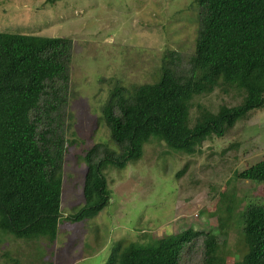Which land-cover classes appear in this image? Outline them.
I'll use <instances>...</instances> for the list:
<instances>
[{
    "label": "rangeland",
    "instance_id": "374dc122",
    "mask_svg": "<svg viewBox=\"0 0 264 264\" xmlns=\"http://www.w3.org/2000/svg\"><path fill=\"white\" fill-rule=\"evenodd\" d=\"M199 28L195 0H0V32L73 41L59 234L52 242L0 232V264H106L118 244H147L190 228L212 231L226 264L242 260L243 215L248 205L264 204V182L240 180L236 172L264 160V108L195 154L163 141L146 144L140 160L106 169L111 201L102 212L67 219L85 205L86 153L96 144L119 150L103 118L112 92L157 81L172 52L186 67ZM241 101L221 85L193 99L190 125ZM182 264H206L202 236L186 247Z\"/></svg>",
    "mask_w": 264,
    "mask_h": 264
},
{
    "label": "trees",
    "instance_id": "16d2710c",
    "mask_svg": "<svg viewBox=\"0 0 264 264\" xmlns=\"http://www.w3.org/2000/svg\"><path fill=\"white\" fill-rule=\"evenodd\" d=\"M195 3L200 28L186 67L172 52L157 81L112 92L103 118L119 150L96 144L86 153L85 205L67 219L77 222L102 212L111 201L106 169L140 160L146 144L163 141L195 154L205 141L223 137L238 120L264 108V0ZM72 53L70 38L0 32V232L16 239L54 242L59 234ZM221 85L241 103L204 113L191 126L193 99ZM236 176L264 182V160ZM243 216L245 253L236 264H264V204L248 205ZM200 236L205 263L226 264L214 233L193 228L147 244H118L106 264H182L186 247Z\"/></svg>",
    "mask_w": 264,
    "mask_h": 264
}]
</instances>
